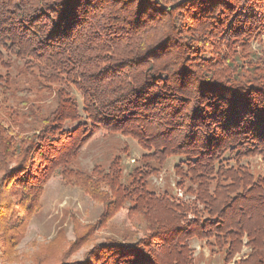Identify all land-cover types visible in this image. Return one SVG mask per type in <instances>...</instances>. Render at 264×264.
<instances>
[{"label":"trees","instance_id":"16d2710c","mask_svg":"<svg viewBox=\"0 0 264 264\" xmlns=\"http://www.w3.org/2000/svg\"><path fill=\"white\" fill-rule=\"evenodd\" d=\"M0 51L51 83L61 77L85 114L61 90L45 133L0 117L2 253L24 237L56 174L99 200L104 183L113 202L140 190L141 180L121 186L111 165L104 183L71 166L96 135L119 132L151 158L178 156L199 181L223 173L243 185L233 195V186L207 193L201 182L192 205L147 193L143 247L106 242L99 264H192L176 246L200 233L227 244L226 259L248 249L235 264H264V177L240 164L264 155V0H0Z\"/></svg>","mask_w":264,"mask_h":264},{"label":"rangeland","instance_id":"374dc122","mask_svg":"<svg viewBox=\"0 0 264 264\" xmlns=\"http://www.w3.org/2000/svg\"><path fill=\"white\" fill-rule=\"evenodd\" d=\"M39 71L40 68H26L23 61L8 58L0 51V117L17 122L19 131L28 126L26 131L37 135L44 130L43 122L49 113L56 109L61 90L73 95L80 116L85 117L81 94L61 77L54 83L42 79ZM149 150L134 137L119 132L92 138L71 164L72 168L91 180L104 183L102 178L107 177L111 165V169L119 173L121 186L128 187L133 180H141L140 190L130 191L126 199L113 202L104 183L100 191L105 196L99 200L67 184L56 174L46 183L40 210L28 223L19 244L8 248L5 254L0 250V264H99L105 256L101 249L106 242L129 248L143 247L146 237L142 229L149 219V213L143 208V204H147L145 196L152 194L155 201L168 196L173 206H179V203L192 205L190 202H194L195 197L192 192L201 182L206 186L201 189L207 193L228 186H233V195L242 190L240 179L233 184L228 174L211 173L205 174L206 181H199V175L189 173L184 166L178 167V156L167 154L151 158L152 149ZM240 164L254 181L264 177V155L245 158ZM103 202H111V205ZM194 210L198 211L197 217H206L202 204H194ZM189 213L184 215L187 220L194 218ZM187 223L186 220L180 223L185 231L190 228ZM246 241L244 237L243 243ZM179 249L191 257L192 264H235L249 251L243 248L226 259L227 244L219 245L214 236L203 233L183 239L176 246V250Z\"/></svg>","mask_w":264,"mask_h":264}]
</instances>
